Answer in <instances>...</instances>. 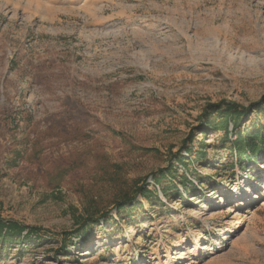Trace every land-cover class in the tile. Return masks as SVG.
Returning <instances> with one entry per match:
<instances>
[{
    "label": "rangeland",
    "instance_id": "374dc122",
    "mask_svg": "<svg viewBox=\"0 0 264 264\" xmlns=\"http://www.w3.org/2000/svg\"><path fill=\"white\" fill-rule=\"evenodd\" d=\"M263 97L264 0H0V217L43 235L0 264H264V148L239 165L234 132L199 129ZM184 141L198 181L165 200ZM139 186L160 201L115 209Z\"/></svg>",
    "mask_w": 264,
    "mask_h": 264
},
{
    "label": "trees",
    "instance_id": "16d2710c",
    "mask_svg": "<svg viewBox=\"0 0 264 264\" xmlns=\"http://www.w3.org/2000/svg\"><path fill=\"white\" fill-rule=\"evenodd\" d=\"M261 103H264V97L259 103H255L249 108H242L234 102H226L224 100L217 104L208 105L199 116V119L202 120L199 129L200 131H204V129L222 131L226 140H229V135H232L234 132L236 134V139L234 142H232V146L234 147L236 160H238L239 162L238 164L242 165L245 159L249 160V162L251 161L254 163L257 160L259 152L264 148V129L248 133L244 137L240 135V132L237 129L240 122L246 117L249 109H251L252 107H257ZM213 113H215L218 117V120L216 122L210 120ZM229 128H232L233 131L230 132ZM201 133L204 134V132ZM185 144L186 142L184 141L182 149L179 152L172 154L173 164H171V166H169L168 168H165L158 172L160 177L157 178L155 175H152L154 186L158 187L160 192L159 194L164 197L165 200L168 199L169 190H173L176 195H180V192L178 190L179 185L182 188L183 192L186 193L188 189L195 188L190 179H193V181L195 182L198 181L197 178H192V175L188 174V166L186 164L189 162L193 164V161L189 158H186V156L182 154L184 152L188 155H191L190 152H187L185 150L183 151ZM200 155L203 156V154ZM179 166H181L185 172V174H182L181 176L178 175ZM166 180L169 181V186L162 188V183ZM147 187L139 186L136 189V195L134 197L124 196L120 201H117L115 203V209L122 210L124 207H127L135 200L136 196L138 195H142L143 197L155 196V198L159 200L156 191L150 192L148 191ZM108 214V212L102 213L99 216L100 219L81 216L79 217L76 224L79 226V229H84L85 231L88 229L89 225L99 223L101 220L105 219ZM70 235L71 234L69 233L62 235V239L64 240L66 236ZM41 237H43V235L42 229L40 228L23 226L12 220H5L0 217V243L12 241L28 242L32 239H41ZM68 245H72V243L68 242Z\"/></svg>",
    "mask_w": 264,
    "mask_h": 264
}]
</instances>
